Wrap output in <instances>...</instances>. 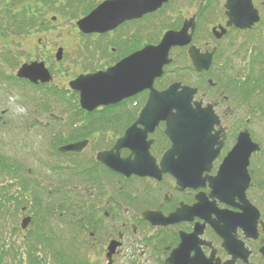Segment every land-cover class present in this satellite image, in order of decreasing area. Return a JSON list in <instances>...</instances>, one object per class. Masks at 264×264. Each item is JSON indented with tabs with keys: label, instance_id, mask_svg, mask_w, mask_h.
<instances>
[{
	"label": "flooded vegetation",
	"instance_id": "flooded-vegetation-1",
	"mask_svg": "<svg viewBox=\"0 0 264 264\" xmlns=\"http://www.w3.org/2000/svg\"><path fill=\"white\" fill-rule=\"evenodd\" d=\"M0 24V38L32 39L30 62L51 76L19 78L24 62L12 73L16 96L34 107L0 139L13 167L0 178V208L11 192L19 228L28 219L75 230L78 254L93 264H264V0H0ZM69 28L76 57L57 46L48 64L50 34ZM168 33L150 88L149 47ZM66 58L82 69L76 77L127 61L122 92L83 110ZM173 85L208 114L189 167L180 150L168 162L178 177L161 165L172 149L165 122L149 130L139 121L150 93ZM71 145L78 150H62Z\"/></svg>",
	"mask_w": 264,
	"mask_h": 264
},
{
	"label": "water",
	"instance_id": "water-1",
	"mask_svg": "<svg viewBox=\"0 0 264 264\" xmlns=\"http://www.w3.org/2000/svg\"><path fill=\"white\" fill-rule=\"evenodd\" d=\"M237 25V21H234ZM172 33L165 35L163 41L158 47H149L148 51V65L145 67V74L148 75L149 87L151 88L152 81L162 75V67L166 62L161 54V48L166 43L169 36ZM127 62V61H126ZM119 65L116 69H108L105 72H98L86 76H78L75 80L70 82V87L80 93L79 103L82 109L91 111L100 105H108L114 102L115 96L119 95L122 91L121 84L125 83V78L122 79L120 73L122 67L125 65ZM18 77L26 78L33 82L38 80L42 82H48L51 78L48 71L44 68V65L38 63L24 64L18 71ZM120 84V85H119ZM177 85L171 86L167 91L162 93H156L152 91L145 108L142 111V117H140V123L152 130L159 121L165 122L166 134L172 142V149L164 156L161 162L162 168L174 176L178 177V173L175 172L174 167L168 166L169 160H172L176 150L183 152L181 162V168H188L187 159L189 158L190 145L193 143V135H196L197 140L200 137L203 121L206 119L208 114L201 113L199 106L197 109H192L189 100V96L192 92L183 90L181 93L176 92ZM173 111L176 114H173ZM204 111H207L205 109ZM209 111V109H208ZM35 122L30 124V127ZM196 127V128H194ZM125 138V137H124ZM124 138L118 141L117 149L121 147ZM68 150L77 151V146L68 147ZM102 161L103 157L100 156ZM110 165V162L104 161ZM122 161H118L115 167L117 171L121 173H127L125 170L127 166ZM139 168V167H135ZM219 187H216L217 189ZM144 217L154 222L150 214H145ZM170 221H175L172 218ZM155 223V222H154ZM27 225V220L23 221V228ZM115 243L112 242L109 247V254L111 255L114 249Z\"/></svg>",
	"mask_w": 264,
	"mask_h": 264
},
{
	"label": "trees",
	"instance_id": "trees-1",
	"mask_svg": "<svg viewBox=\"0 0 264 264\" xmlns=\"http://www.w3.org/2000/svg\"><path fill=\"white\" fill-rule=\"evenodd\" d=\"M13 21L14 25L23 23L20 20ZM4 41L13 43L14 39L5 36ZM2 53V61L17 63L15 53L7 45L3 46ZM12 78L0 74V82L13 88ZM12 168V164L0 158V171L12 173ZM4 197L3 208H0V264H93L78 254L75 230H70L66 236L65 230L51 227L48 220L43 221V227L37 224L33 226L25 240H20V230L13 223L12 226L7 223L8 219H14L17 215L10 207L11 199Z\"/></svg>",
	"mask_w": 264,
	"mask_h": 264
},
{
	"label": "rangeland",
	"instance_id": "rangeland-1",
	"mask_svg": "<svg viewBox=\"0 0 264 264\" xmlns=\"http://www.w3.org/2000/svg\"><path fill=\"white\" fill-rule=\"evenodd\" d=\"M67 31L52 32L50 34V37L48 40L50 47L48 48L49 50L47 49L49 53L48 54V64H51L50 61L54 60L53 53L51 52H53V50L57 46H64L67 49V53L65 54H69V55L73 54V56L76 57V55L74 54L75 53L74 51L77 50L78 44H79L76 31L73 29H70L68 32ZM3 40L4 38H0V44L4 43ZM33 43L34 42L32 41L31 38H29L28 36H25L23 39H16L15 44L13 46L11 45L12 50H15L16 52L22 54L20 56V59L18 60L19 62L18 64H21L22 62L28 64L31 60L36 58L35 56H39L38 52L37 54L36 53L33 54V52L35 51V45ZM2 50H3V46H0V51ZM64 61L66 65L69 66L68 68L69 76H67L66 79L67 80L75 79L77 74L82 72V69H80L75 64L76 60L72 61L70 60V58H66V60ZM2 64L6 65L3 63V61L2 62L0 61V65ZM67 66L65 67L67 68ZM0 68L5 69L4 72L6 74H12L14 72L13 68L11 67L6 69V67L0 66ZM5 85L6 84L3 85V88H0V117L2 118V121H4L5 119H10L8 120L5 126V129L7 131H10V133L13 134V132L19 125L16 119L24 115L26 116L28 109L26 105L24 106V104L20 102L22 99L16 96L14 89L7 92L6 91L7 88L5 87ZM48 104H50V106H54L52 103H48ZM14 222H15V218H14ZM18 238L20 240H22V238L25 240V236H22L21 234H19Z\"/></svg>",
	"mask_w": 264,
	"mask_h": 264
}]
</instances>
